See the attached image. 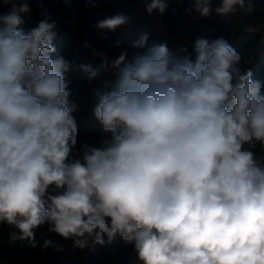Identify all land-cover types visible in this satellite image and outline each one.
<instances>
[{"label":"clouds","instance_id":"obj_1","mask_svg":"<svg viewBox=\"0 0 264 264\" xmlns=\"http://www.w3.org/2000/svg\"><path fill=\"white\" fill-rule=\"evenodd\" d=\"M3 3L0 222L16 230L11 240L35 247L48 222L80 249L119 234L144 264H264V156L254 151H264V94L228 41L197 39L194 61L166 45L136 54L95 109L111 137L76 154L65 64L51 55L55 21L25 32L27 0ZM244 4L221 0L216 11ZM165 6L153 0L148 11Z\"/></svg>","mask_w":264,"mask_h":264},{"label":"trees","instance_id":"obj_2","mask_svg":"<svg viewBox=\"0 0 264 264\" xmlns=\"http://www.w3.org/2000/svg\"><path fill=\"white\" fill-rule=\"evenodd\" d=\"M27 3L36 22L47 18L50 23L55 21L54 28L60 24L53 34L51 43L55 51L51 55L65 64L68 102L70 107L74 106L72 115L78 127L76 154L84 144L99 146L103 139L111 137L95 115L100 95L111 89L125 63L136 54L160 45H166L172 52L186 48L194 61L197 39L223 38L240 54L241 73L251 70L253 81L260 82L264 94V0H245L243 8L237 6L235 12L226 14L216 11L221 0H206L207 14H202L204 3L197 10L195 0L171 1L163 12L153 9V17L161 21L160 28L152 18L144 16L141 0H27ZM151 3L153 0H147L146 4L149 7ZM8 9L9 5L0 0V13ZM28 15H23L21 25L25 32ZM117 15H123L125 23L115 29L97 27ZM121 54L125 60L116 65ZM254 151L258 157L264 156L259 142ZM49 227L45 222L35 230L38 243L32 247L12 241L10 234L16 230L0 222V264H144L134 250V242L125 241L119 234L111 241L105 235L103 244H96L91 237L87 246L80 249L73 246L72 239L65 240L49 231ZM45 240H51L52 246L44 248Z\"/></svg>","mask_w":264,"mask_h":264},{"label":"rangeland","instance_id":"obj_3","mask_svg":"<svg viewBox=\"0 0 264 264\" xmlns=\"http://www.w3.org/2000/svg\"><path fill=\"white\" fill-rule=\"evenodd\" d=\"M171 1H180V0H160V3H163V4H165V5H167L169 2H171ZM141 3H143V7H142V9H143V13H144V16L146 17V18H152L153 20H154V25L156 26V27H158V28H160V26H161V21H160V19L159 18H157V17H153V13L155 12L154 10H152L151 12H149L148 11V6H147V0H141ZM158 8V7H157ZM157 10H159V8L157 9ZM38 25V22H36L33 18H31L30 20H29V22L27 23V27H28V30L29 29H31V28H34V27H36Z\"/></svg>","mask_w":264,"mask_h":264},{"label":"water","instance_id":"obj_4","mask_svg":"<svg viewBox=\"0 0 264 264\" xmlns=\"http://www.w3.org/2000/svg\"><path fill=\"white\" fill-rule=\"evenodd\" d=\"M28 14H29V15H28V22H29V20H30L31 18H33V17H32V15H31L30 11L28 12ZM28 22H27V23H28ZM59 28H60V24H59L56 28H54V29L52 30L53 34L56 33V32L58 31Z\"/></svg>","mask_w":264,"mask_h":264}]
</instances>
